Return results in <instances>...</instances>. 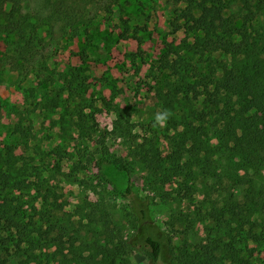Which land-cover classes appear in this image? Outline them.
Here are the masks:
<instances>
[{"label": "rangeland", "instance_id": "1", "mask_svg": "<svg viewBox=\"0 0 264 264\" xmlns=\"http://www.w3.org/2000/svg\"><path fill=\"white\" fill-rule=\"evenodd\" d=\"M33 1H17L30 21H34ZM65 1L66 9L76 15L77 27L62 33L56 26L49 34L43 25L39 35L43 46L37 47L40 53L34 58H18L15 38L0 31V171H7L8 160L17 161L18 167L26 164L17 186L3 190L0 186V202L7 199L16 206L29 229L32 224L66 229L76 246L99 261L104 262L110 249L119 245L124 251L116 264H151L143 248L146 230L164 234L168 242L164 259H169V247L182 238L172 239L170 215L193 210L203 200V185L214 181L177 177L162 193H155L130 148L150 145L162 158L170 156V120L179 112L169 111L165 125L153 127L155 115L164 111L156 92L166 80H176L169 70L160 69V59L172 45L190 60L189 81L207 72L211 57L187 48L198 36L189 29L198 14L195 4L184 0ZM223 2L225 16L245 14L240 0ZM247 40L248 35L241 34L234 42L243 51ZM175 58L173 53L169 60ZM72 76H77V82L68 87L66 80ZM116 122L126 128L127 137L114 131ZM253 178L264 188V172ZM223 184L225 191L219 196L209 192L212 199L222 202L231 189L239 202L249 200L243 189L235 190L232 181L225 179ZM185 185L192 189L186 190ZM141 210L146 212L145 219ZM94 211L96 219L89 218ZM102 212L110 219L109 235L104 234ZM253 220L264 225V214ZM181 229L175 224L176 231ZM192 230L194 241L216 235L210 220L197 222ZM256 231L264 235L260 226ZM263 238L259 244L248 245L255 249V264L263 259Z\"/></svg>", "mask_w": 264, "mask_h": 264}, {"label": "trees", "instance_id": "2", "mask_svg": "<svg viewBox=\"0 0 264 264\" xmlns=\"http://www.w3.org/2000/svg\"><path fill=\"white\" fill-rule=\"evenodd\" d=\"M17 1L0 0V31L15 38L14 53L21 60L40 53L37 47L43 46L39 37L43 25H47L45 33L49 34L55 32L56 26L62 33L77 27L76 15L66 9L65 0H34V21L19 9ZM240 2L245 14L232 18L224 14L223 0H184L187 5L195 4L198 12L189 27L198 36L193 46L187 48L211 57L207 72L195 76L193 82L188 80L190 60L172 45L161 56L160 69L169 70L176 80H166L165 90H157L156 95L164 110L179 112L170 120V156L162 158L150 145H133L130 155L147 174L148 186L155 193H162L163 187L177 177L192 181L202 177L205 182L214 183L203 185V200L193 210L170 215L172 239L177 235L182 238L169 247V259H164L168 244L164 234L146 230L143 248L151 264H255V249L248 245L259 244L264 236L256 231L260 226L264 234V225L253 220L255 215L264 214V188L253 178L264 172V0ZM241 34L248 35L243 51L234 42ZM173 53L176 58L170 61ZM74 77L77 78L66 80L68 87L77 82ZM117 112L119 116L121 110ZM114 131L121 138L127 137L126 128L117 122ZM112 162L125 169L119 160ZM6 164L7 171H0L1 190L17 186L20 172L26 169L24 163L18 167L17 161L8 160ZM225 179L233 182L235 190L243 189L249 200L239 202L231 189L226 190L222 202L212 199L209 192L219 196L225 191ZM126 191L130 192L129 187ZM97 213L91 212L89 218L96 219ZM140 214L145 219L146 212L141 210ZM206 220L214 222L216 235L194 241V225ZM101 222L104 234L109 235L110 219L104 212ZM175 224L182 227L180 232L175 230ZM32 225L29 229L30 225L20 219L18 208L9 200L0 202V264H14L22 259L19 264H116V258L124 251L116 245L104 262L99 261L76 246L66 229L57 230L53 224L47 228ZM261 253L260 264H264V246Z\"/></svg>", "mask_w": 264, "mask_h": 264}, {"label": "clouds", "instance_id": "3", "mask_svg": "<svg viewBox=\"0 0 264 264\" xmlns=\"http://www.w3.org/2000/svg\"><path fill=\"white\" fill-rule=\"evenodd\" d=\"M170 113L167 111V110H164L162 112H158L156 115H155V122L153 124V127H156V126H164L168 117H169Z\"/></svg>", "mask_w": 264, "mask_h": 264}]
</instances>
